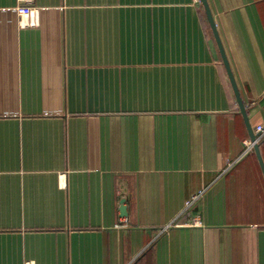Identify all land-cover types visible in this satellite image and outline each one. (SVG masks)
I'll return each mask as SVG.
<instances>
[{"label":"crops","instance_id":"crops-1","mask_svg":"<svg viewBox=\"0 0 264 264\" xmlns=\"http://www.w3.org/2000/svg\"><path fill=\"white\" fill-rule=\"evenodd\" d=\"M16 3L0 0V264H264L243 144L264 120V0H206L243 110L201 0H33V25Z\"/></svg>","mask_w":264,"mask_h":264},{"label":"built area","instance_id":"built-area-1","mask_svg":"<svg viewBox=\"0 0 264 264\" xmlns=\"http://www.w3.org/2000/svg\"><path fill=\"white\" fill-rule=\"evenodd\" d=\"M14 10L17 16L21 19L22 25H33L35 23L37 8L33 6V0H17ZM254 134V139L246 138L243 140L245 151L250 150L255 143L264 141V120L255 125ZM201 193L202 192H197L187 200L185 204L186 209H188L201 196ZM194 223H200L197 217L194 218ZM164 229H166V227H164L163 230Z\"/></svg>","mask_w":264,"mask_h":264},{"label":"water","instance_id":"water-1","mask_svg":"<svg viewBox=\"0 0 264 264\" xmlns=\"http://www.w3.org/2000/svg\"><path fill=\"white\" fill-rule=\"evenodd\" d=\"M201 1H202V3L204 4V6H205V8H206V12H207V14H208V18H209V20H210L211 26L213 27L214 36H215V39H216L217 44H218V46H219V49H220V52H221V56H222V60H223V62H224V65H225V68H226V71H227L228 77H229V79H230V83L232 84V87H233V90H234V93H235L236 99H237V101H238V103H239L241 109L243 110V105H242V103H241L240 96H239V93H238V90H237V87H236L235 81H234V79H233V76H232L231 70H230V68H229V66H228L227 59H226V57H225V54H224L223 48H222V46H221V43H220L219 37H218V35H217V32L215 31V28H214V25H213V22H212V18H211L210 14H209V9H208V6H207V3H206V0H201ZM254 136H255L254 133L251 134V135H250V139H254ZM253 148H254L255 153H256V155H257L258 162H259V164H260V167H261V170H262V173H263V176H264V163H263V160H262L261 155H260L259 150H258V143H255V144L253 145ZM121 210H122V213H123V215H124V214H125V207H124V206L121 207Z\"/></svg>","mask_w":264,"mask_h":264},{"label":"trees","instance_id":"trees-1","mask_svg":"<svg viewBox=\"0 0 264 264\" xmlns=\"http://www.w3.org/2000/svg\"><path fill=\"white\" fill-rule=\"evenodd\" d=\"M260 142H263V141H260Z\"/></svg>","mask_w":264,"mask_h":264}]
</instances>
